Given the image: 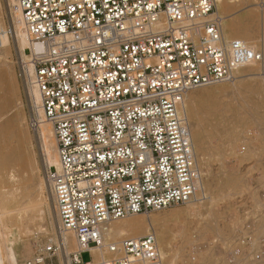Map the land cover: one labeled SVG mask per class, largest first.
<instances>
[{
    "label": "built area",
    "instance_id": "obj_1",
    "mask_svg": "<svg viewBox=\"0 0 264 264\" xmlns=\"http://www.w3.org/2000/svg\"><path fill=\"white\" fill-rule=\"evenodd\" d=\"M14 1L32 46L22 69L54 135L48 190L59 230L76 241L66 264H163L153 233L109 244L105 261L81 256L101 246L107 222L202 200L185 97L262 53L223 35L217 0ZM258 245L264 264V236ZM55 253L49 241L26 264Z\"/></svg>",
    "mask_w": 264,
    "mask_h": 264
},
{
    "label": "rangeland",
    "instance_id": "obj_2",
    "mask_svg": "<svg viewBox=\"0 0 264 264\" xmlns=\"http://www.w3.org/2000/svg\"><path fill=\"white\" fill-rule=\"evenodd\" d=\"M7 1L0 0V25L6 31L5 43L0 48L5 57L0 61V85L7 90L6 94L0 92V259L2 264H26L52 241L56 253L47 256L43 264H61L55 241L58 223L44 173L53 165L47 161L46 142L38 133L42 125L51 128L39 124L42 110L35 108L29 96L30 80L17 55V19L13 17L12 5L8 10ZM262 3L264 0H217L216 13L227 39H231L229 34L238 20L252 19L256 14L263 35L261 31L255 35L254 48L261 44ZM24 51L28 55L27 49ZM261 73L264 74V66L248 64L239 68L231 81L192 90L185 97L188 125L194 137L203 140L196 153L204 199L137 216L159 221L149 233L158 240L164 251L162 256L169 251L171 264H255L254 253L264 236V79L258 77ZM235 89L238 93L233 94ZM235 98L242 103L239 117ZM254 101L260 102L259 116L263 118L252 112ZM11 116L15 121L9 123ZM16 131L24 132L25 141L17 140ZM26 156L36 167L31 172L22 163ZM9 172H15L14 181L8 178L12 175ZM161 233L165 234L164 239ZM65 235V253H72V234ZM91 259V253L81 256L84 263Z\"/></svg>",
    "mask_w": 264,
    "mask_h": 264
},
{
    "label": "bare ground",
    "instance_id": "obj_3",
    "mask_svg": "<svg viewBox=\"0 0 264 264\" xmlns=\"http://www.w3.org/2000/svg\"><path fill=\"white\" fill-rule=\"evenodd\" d=\"M14 2H15L14 0H8L7 1L8 10H9V6H11V5H12V9L14 8V6H15ZM263 6H264V4L261 5L260 7L262 8ZM10 9H11V7H10ZM14 13L15 14L13 17H16V19H17V21L14 23L15 24V28H14L15 31L14 32H16V35H17V38L19 41L17 55H18L19 64L22 68L23 66L26 65V63H28V56L24 53V49L31 48L32 46H31V42H30L28 36L25 34V31L23 29V25L20 21L19 12L17 10H15ZM216 15H217V13H216ZM201 22H204V19ZM0 23H2L1 20H0ZM221 23H222V20H221ZM1 26L2 25H0V48H1L2 44L5 43L3 41L5 40V37H6V31H4V29ZM260 29H259V21H258L256 14H255L254 18H252V19H246V20H242V21L238 20L236 22L234 28L232 29L233 31L229 34V36H231V39H239V40L245 42L248 45V47H250V49L260 51L263 55V60L260 63H257V65L259 64L263 67L264 66V39L261 38V44L254 48V45H255L254 37L256 34L260 33V31H261ZM262 29H263V27H262ZM222 31H223V35L227 38L225 27L223 26V24H222ZM261 33L263 35V30L261 31ZM2 51H3V49L0 52V61L4 60V58H5V57L4 58L2 57V54H1ZM24 72L26 73V77H28V80H30V84H31V87L29 88V91H28L30 94L29 96L31 98L32 103H34L35 108L39 110L40 109V98H39V94H38L37 89H36V85H34V82H33V70L30 66H27L26 71L24 70ZM1 76L2 75L0 73V77ZM258 77H260L261 79H264V74L261 73V74H259ZM0 92H2V94L7 93V90L3 84L0 85ZM231 92L233 94H236V92L238 93V90L235 89ZM234 100H235V104L237 105V117H239L240 113H241V109H242V105H241L242 103L239 102V100H237V98H235ZM185 103H186V101H184V114H185L186 119L188 121V119H189L188 118V111H187V108L185 107V105H186ZM251 105H252L251 109H252V112L254 113V115H257L259 117V119L263 118V117L259 116V114H260V111H259L260 102L254 101V102H252ZM18 107H19V105L16 106V108H18ZM13 110L15 111V108H13ZM19 116H21V114H19ZM19 116L17 115L16 117L19 118ZM38 118L40 120L39 124H48L46 122V120L44 119L43 115L41 114V112L39 113ZM10 119H9L10 121H8L9 123H12L13 121H15L14 116H11ZM20 120H21V117H20ZM23 126H24V124L22 121V127ZM189 129H190V126H189ZM51 130L47 126L42 125L41 127H39L38 133L46 142L47 161H48L49 165H53V167H58V159H57V155L55 152L56 150H55V147H53V145H55V144L52 145V140H53L54 136H53V133ZM16 132L18 134L17 140L19 142L25 141L26 137L24 135V132L23 131L22 132L16 131ZM190 133H191L194 152H195V155L197 157L196 150L200 151L199 148H201L203 140L201 137H198V136L196 138L194 137V132H192V127L190 129ZM22 163H23V166L25 168H27L30 172H31V170H33V168H36L35 165L32 164L33 162H31V159L29 156H26L24 158V160H22ZM46 171H47V169L44 170V173ZM10 172H9V174H12ZM15 177L16 176H15V172H14V174L9 175L8 178L10 180L14 181ZM200 199L203 200L204 198L202 197ZM195 203H197V202H195ZM139 215H141V214H139ZM139 215H132V216H129V217H126L123 219L107 222L104 224V226L102 228V233H101V246L98 248H89L91 254L93 255V262L94 263L105 261V260H108L109 258L112 257V254L107 249V246L109 244L116 243L117 241H120V240L125 239V238H131V237L132 238H138V237L146 236L153 229L154 224L156 225L157 223H159L158 220L140 219L139 217H137ZM169 218H173V217L170 216ZM41 232H43V231H41ZM55 232H56V237H55L56 245H57L58 249L60 250V255H59L60 256V262H61V264H66L67 262H69V258H70V254H71V253L66 254L67 251L65 253V250L68 246V237L65 235L66 232L63 233L64 231L59 230L58 225L55 226ZM160 237H161V239H164L165 234L161 233ZM71 238L73 239L74 249H75L76 248V241H75L73 236ZM157 243H158V240H157ZM158 246H159V243H158ZM159 250H161L160 253L164 252V251H162V249L160 247H159ZM168 252L169 251H167V253H165V254L163 253V256L161 254V256L163 258V264H171L173 261V259L168 255ZM1 260L2 259H0V264H2Z\"/></svg>",
    "mask_w": 264,
    "mask_h": 264
}]
</instances>
